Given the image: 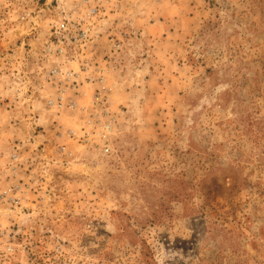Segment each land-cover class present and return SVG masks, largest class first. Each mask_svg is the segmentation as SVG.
Listing matches in <instances>:
<instances>
[{
	"label": "rangeland",
	"instance_id": "rangeland-1",
	"mask_svg": "<svg viewBox=\"0 0 264 264\" xmlns=\"http://www.w3.org/2000/svg\"><path fill=\"white\" fill-rule=\"evenodd\" d=\"M0 194V264H264V0H0Z\"/></svg>",
	"mask_w": 264,
	"mask_h": 264
},
{
	"label": "built area",
	"instance_id": "built-area-1",
	"mask_svg": "<svg viewBox=\"0 0 264 264\" xmlns=\"http://www.w3.org/2000/svg\"><path fill=\"white\" fill-rule=\"evenodd\" d=\"M96 13H97L96 9H91V11L88 12V15H87L88 19L89 20L93 19ZM72 27L69 24L63 23L56 30V33L57 34L59 33L61 34L62 32L68 33V37H62V38H65V40L67 38L68 45L72 46L74 50L78 48L80 50L78 52H80L83 55V52L85 51L88 43L91 42L95 38L92 36L93 34L92 26L91 24H89L85 26L84 29H81L78 32L72 29ZM58 51L60 54H63V55L67 54V50L65 49V46H62L60 44H58ZM78 63L80 64L78 72H74L73 69L71 68H67L68 70L65 69L66 71L55 69L54 71L55 79L58 80L60 77H62L63 81H70V82L73 81L72 83L73 90H78L79 83L77 85L76 81L80 82V79L82 77L81 75L85 74V76H87L86 77V80L88 81L87 83L96 84L100 86V88L98 89L99 91L95 98V105L101 110L102 115H106V117H108V115H110V110L108 107L106 96L103 94L104 89L102 87V85L106 81L104 68L99 65L92 66V65L86 64L84 60L78 61ZM66 94H67V90L65 88H61V93L58 99L56 101H51L50 102L51 105H54V106L56 105L61 108L64 107L66 104L67 106L71 108L78 106V102L75 101L74 99H70L66 103V97H65ZM102 128L106 130H111L112 125L110 122H108V124L105 123ZM102 139L105 141L104 150L106 153H109L110 147H108V145L106 144L108 142L107 141L108 135L103 133ZM6 200H7L6 194H0V204L4 203Z\"/></svg>",
	"mask_w": 264,
	"mask_h": 264
}]
</instances>
